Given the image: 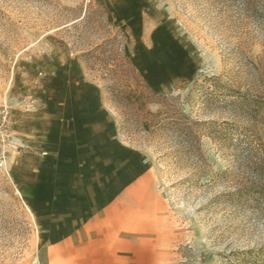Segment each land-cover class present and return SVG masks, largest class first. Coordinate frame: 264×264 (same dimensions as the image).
Here are the masks:
<instances>
[{
	"label": "rangeland",
	"instance_id": "obj_1",
	"mask_svg": "<svg viewBox=\"0 0 264 264\" xmlns=\"http://www.w3.org/2000/svg\"><path fill=\"white\" fill-rule=\"evenodd\" d=\"M142 92L168 95L165 125L121 115L161 109ZM128 160L150 186L124 191L117 233L157 245L132 264L264 245V0H0V264H75L69 184Z\"/></svg>",
	"mask_w": 264,
	"mask_h": 264
},
{
	"label": "crops",
	"instance_id": "obj_2",
	"mask_svg": "<svg viewBox=\"0 0 264 264\" xmlns=\"http://www.w3.org/2000/svg\"><path fill=\"white\" fill-rule=\"evenodd\" d=\"M132 161L124 162L117 174H83L69 184L68 243L75 264H132L141 250L157 249L152 241L121 239L116 230L124 191L129 199L139 198L150 186L149 165Z\"/></svg>",
	"mask_w": 264,
	"mask_h": 264
},
{
	"label": "trees",
	"instance_id": "obj_3",
	"mask_svg": "<svg viewBox=\"0 0 264 264\" xmlns=\"http://www.w3.org/2000/svg\"><path fill=\"white\" fill-rule=\"evenodd\" d=\"M124 57L126 61L129 63L133 71L137 72L135 68L131 65V61L129 57L127 56V53H124ZM129 80H124V82H128ZM211 85L210 87H214V92L211 93V95L216 94V92L219 91V94H222V97L217 95V97L221 98L222 100L217 99L218 101L222 102L224 99L228 98L230 99V102L237 108L240 106L242 109H253L254 107H258L259 103L255 101V98L250 96L249 94H241V92L238 91H231L229 90L228 93L225 94L224 85L221 82L220 78L215 79H208L207 80ZM128 90V89H127ZM128 91H124V96H126ZM151 95H147L146 93L142 92V94L147 99L148 104H158L161 106V109H159L157 112H153L149 110L148 108L140 109L133 103L129 102L128 98H125V102L121 106L123 110H121L122 113L127 116V119L134 121L135 123L139 124L141 122L142 128H143V121L145 119L150 120L151 123V129L155 128V124H161L165 125V118H163L164 114L166 113L165 110L169 108L167 101L168 95L165 94H157L150 92ZM256 102V103H255ZM165 108V109H164ZM176 122H179L180 125H183L180 121L175 120ZM185 122V121H184ZM175 123V122H174ZM179 123H175L176 126L179 125ZM184 129H189L191 126L184 123ZM193 132V131H192ZM189 139H198L197 134L189 133ZM197 141V140H196ZM231 259H229V263L227 264H264V245L257 247V248H248V249H242L233 251L231 253Z\"/></svg>",
	"mask_w": 264,
	"mask_h": 264
}]
</instances>
